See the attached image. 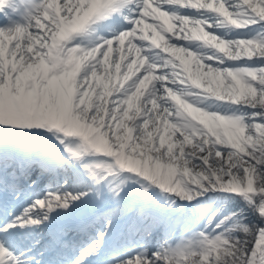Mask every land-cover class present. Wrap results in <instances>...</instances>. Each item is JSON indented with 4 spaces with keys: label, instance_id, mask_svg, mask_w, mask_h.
Wrapping results in <instances>:
<instances>
[{
    "label": "snow or ice",
    "instance_id": "snow-or-ice-1",
    "mask_svg": "<svg viewBox=\"0 0 264 264\" xmlns=\"http://www.w3.org/2000/svg\"><path fill=\"white\" fill-rule=\"evenodd\" d=\"M0 264H264V0H0Z\"/></svg>",
    "mask_w": 264,
    "mask_h": 264
}]
</instances>
